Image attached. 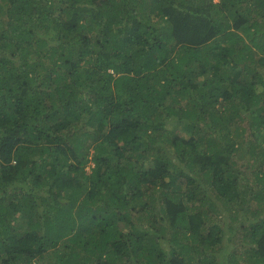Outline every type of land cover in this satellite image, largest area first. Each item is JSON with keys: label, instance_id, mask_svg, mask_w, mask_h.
I'll return each mask as SVG.
<instances>
[{"label": "trees", "instance_id": "trees-1", "mask_svg": "<svg viewBox=\"0 0 264 264\" xmlns=\"http://www.w3.org/2000/svg\"><path fill=\"white\" fill-rule=\"evenodd\" d=\"M218 255L264 264V0H0V264Z\"/></svg>", "mask_w": 264, "mask_h": 264}, {"label": "rangeland", "instance_id": "rangeland-1", "mask_svg": "<svg viewBox=\"0 0 264 264\" xmlns=\"http://www.w3.org/2000/svg\"><path fill=\"white\" fill-rule=\"evenodd\" d=\"M258 43V42H257ZM172 127H175L176 128V126L175 125H171ZM178 129H180V128H178ZM180 135L181 136H185L186 135V133L185 132H181L180 133ZM93 166V164H91V166L90 167H92ZM90 167H87L86 168V170L87 171H90ZM17 199V197L16 196H13V197H10L9 198V201H15ZM215 201V200H214ZM217 202V201H216ZM50 205L52 206V204L50 203ZM217 208H219V210H221V206L220 205H217ZM36 210V209H35ZM222 213H223V211H222ZM21 220H23L21 217H19L18 218V223H19V221H21ZM223 224V223H222ZM232 248H235V245H234V247H232ZM239 249H240V253L241 254H245V256H247V252H246V248H243V247H239ZM217 259H218V262H219V264H228V262L226 261V259L225 258H221V256H217Z\"/></svg>", "mask_w": 264, "mask_h": 264}]
</instances>
